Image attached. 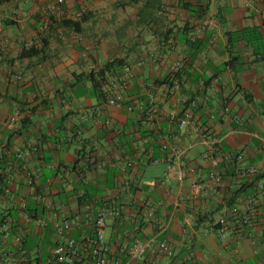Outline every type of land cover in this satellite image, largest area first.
<instances>
[{"label": "crops", "instance_id": "crops-1", "mask_svg": "<svg viewBox=\"0 0 264 264\" xmlns=\"http://www.w3.org/2000/svg\"><path fill=\"white\" fill-rule=\"evenodd\" d=\"M116 58L127 86L110 78L103 90L138 104L132 113L88 79ZM186 110L218 142L220 184L201 138L179 128ZM85 152L111 163L90 166ZM0 183V259L14 264H47L64 221L80 241L114 208L104 236L122 262L264 264V0H0ZM135 239H167L174 257L133 260Z\"/></svg>", "mask_w": 264, "mask_h": 264}, {"label": "built area", "instance_id": "built-area-1", "mask_svg": "<svg viewBox=\"0 0 264 264\" xmlns=\"http://www.w3.org/2000/svg\"><path fill=\"white\" fill-rule=\"evenodd\" d=\"M254 1L256 2L258 0H251L252 5ZM212 24L213 21L211 19L207 20V22L204 23V25L201 27L199 33H202L204 30L207 29L208 26ZM180 66L181 64L177 63L176 67L179 68ZM124 70L125 78L124 82H122V87L126 88L128 78L131 76V69L130 67L126 66ZM173 89L175 92H180L182 90V85L180 83H175ZM123 99L124 98L121 94H117L109 100V103L118 109L125 108L130 113L134 112L135 109L138 108V104L125 105ZM150 101L151 103L155 101L153 93L150 94ZM190 104L194 106L195 102L192 101ZM13 121H15V119H13ZM179 128L192 129L194 134L201 138L206 148L204 158L211 166L209 178L216 184H220L222 182V176L224 172L223 167L220 166V161L216 156L218 151L217 140L211 135H209L208 130L199 121L194 119L193 112L191 110L185 111L184 117L179 120ZM168 147L169 146H167V144L163 146L164 149ZM184 153V149L174 147L172 148L171 154L178 161H180ZM244 154V152H240L235 157V159L243 162ZM18 157H23V154L20 153ZM82 158L88 165L93 167L103 168L111 163L110 157L100 158L90 152H85L82 155ZM229 159L233 160V156L228 157V160ZM127 166H133L131 160L128 161ZM258 172V169L254 167H248L243 169L242 174L246 176H255ZM181 179H183V176H181ZM40 199L44 204H47L45 196H42ZM22 208L25 213V204H23ZM108 216L122 217V212L118 208L111 209L110 211H101L94 219L93 232H85L80 241L76 240L72 235L73 224L70 221H64L60 227V230L65 238L61 243H58L49 249V261L47 264H128L122 262L120 259L113 257L111 249L106 242L104 236V229L107 224ZM34 222L35 229L40 234H44L48 230L49 224L46 219L37 218ZM251 222L252 213L246 214L241 217L242 225L246 226L249 225ZM221 224L224 227H228L231 223H229V221H227L226 219H222ZM224 236L225 235H223V237ZM4 239H8L7 233H4ZM15 240L17 244L22 243L21 237H17ZM20 254L26 257L27 250L24 247H21ZM128 254L131 259L139 262L143 261V259L147 255H152L157 260H165L174 257V250L167 239H135L133 244L129 247ZM0 264H14V261L10 257H5L0 259ZM24 264L30 263L25 262Z\"/></svg>", "mask_w": 264, "mask_h": 264}, {"label": "trees", "instance_id": "trees-1", "mask_svg": "<svg viewBox=\"0 0 264 264\" xmlns=\"http://www.w3.org/2000/svg\"><path fill=\"white\" fill-rule=\"evenodd\" d=\"M201 9H202L201 16H203L207 12L208 4L202 6ZM70 24H73L75 26L79 25V23H70ZM240 32H241L240 33L241 37H247L248 38V37H251L253 35H255V36L258 35V33L255 30H251V29H243ZM33 51H34V49L31 48L28 51V53L30 54ZM125 64L126 63H125L124 59L116 58V59H113L111 61L106 62L104 64V66L98 72L92 71L91 73H89L88 79L90 81H92L95 90L97 92H99L100 97L103 98V100L105 102L109 101V98H110L109 94H111V93L108 90L104 91L103 88L112 84L110 82V78H112L113 81L115 80V82H118L120 86L123 85L122 82H124V78H125V76L123 74V68L125 67ZM172 85H173V81H172ZM121 88H124V87H121ZM5 188H6L5 185L0 186V192H3ZM25 207H26V205H25Z\"/></svg>", "mask_w": 264, "mask_h": 264}]
</instances>
